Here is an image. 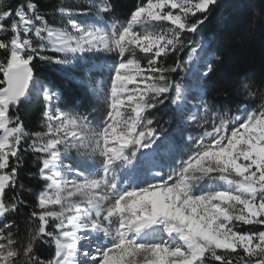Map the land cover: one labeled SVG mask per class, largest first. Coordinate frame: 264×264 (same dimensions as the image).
Listing matches in <instances>:
<instances>
[{
    "label": "snow or ice",
    "instance_id": "6c2138e0",
    "mask_svg": "<svg viewBox=\"0 0 264 264\" xmlns=\"http://www.w3.org/2000/svg\"><path fill=\"white\" fill-rule=\"evenodd\" d=\"M218 5L139 0L122 18L114 0H0V264H264V80L242 82L234 110L214 105L205 82L219 57L201 63L211 42L185 38ZM36 62L60 66L100 106L62 107ZM168 101L175 137L152 115ZM33 103L30 130L22 109Z\"/></svg>",
    "mask_w": 264,
    "mask_h": 264
},
{
    "label": "trees",
    "instance_id": "16d2710c",
    "mask_svg": "<svg viewBox=\"0 0 264 264\" xmlns=\"http://www.w3.org/2000/svg\"><path fill=\"white\" fill-rule=\"evenodd\" d=\"M58 0H39L42 9H53ZM65 5L76 6L81 0H62ZM139 0H114L117 15L126 17ZM49 19L53 17L50 15ZM55 22L59 23L60 18L56 17ZM186 39L197 41L200 38L211 42V51L219 59L215 60L214 70L207 77L205 87L207 98L216 106L231 107L235 109L236 104L241 100L238 93L239 85L244 81L259 83L264 80V0H219V5L213 10L211 18L196 33L186 34ZM188 48L186 47L179 55L185 57ZM96 61L101 57H94ZM176 56H170L168 64H173ZM36 78L45 83L58 86L63 92L64 108H78L80 111L91 110L97 107L93 98L87 92V87L63 79L60 66L36 62L34 64ZM77 75L83 78L82 73ZM176 81H184L186 74L180 71L172 73ZM94 76V73L91 77ZM39 104L26 105L22 109L25 126L30 130L37 128V117ZM152 115L156 116L158 128L162 134L169 136L173 131L175 122L170 101L159 107ZM171 137V136H170ZM31 168V158L27 161ZM34 170V169H33ZM21 179L26 185L39 188L40 185L34 180H28L21 172ZM11 192L8 193L11 196ZM24 199L30 204L34 202V196L25 194ZM27 212V209H22ZM38 252L42 257L50 258L52 250L47 246H39Z\"/></svg>",
    "mask_w": 264,
    "mask_h": 264
},
{
    "label": "rangeland",
    "instance_id": "374dc122",
    "mask_svg": "<svg viewBox=\"0 0 264 264\" xmlns=\"http://www.w3.org/2000/svg\"><path fill=\"white\" fill-rule=\"evenodd\" d=\"M202 38H200V39H198L197 41H200ZM206 41V40H205ZM195 46V44H193L192 45V47H194ZM206 50L205 51H201L200 52V57H201V63L203 62V59L205 58V56H206ZM98 57H101L102 59L101 60H99V61H96L95 59H93L95 62H97V63H110L111 62V60H110V58H107V57H105V56H103V55H99ZM94 73V76L93 77H91V81L93 82V83H95V81L96 80H98V79H106L107 78V69H105L104 71H97V72H93ZM92 73V74H93ZM179 82H181V83H185L184 81H179ZM87 89V92L89 93V95L93 98V100L95 101V103H96V105H97V107H99L100 105H99V103H98V101H97V99H96V97L93 95V93L91 92V90L89 89V88H86ZM35 94V93H34ZM190 103H194V101H191L190 100V98H189V104ZM171 107H172V110H173V106L171 105ZM189 131H191V132H193V134H195V128H194V126H192V127H189L188 129H187V131H185V135H187L188 134V132ZM175 137V136H177V132H176V127H174V129H173V131L170 133V135H169V137ZM71 158L72 159H76V155H75V153L73 152L72 154H71Z\"/></svg>",
    "mask_w": 264,
    "mask_h": 264
},
{
    "label": "bare ground",
    "instance_id": "6f19581e",
    "mask_svg": "<svg viewBox=\"0 0 264 264\" xmlns=\"http://www.w3.org/2000/svg\"><path fill=\"white\" fill-rule=\"evenodd\" d=\"M191 104V103H190Z\"/></svg>",
    "mask_w": 264,
    "mask_h": 264
}]
</instances>
